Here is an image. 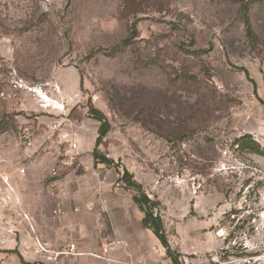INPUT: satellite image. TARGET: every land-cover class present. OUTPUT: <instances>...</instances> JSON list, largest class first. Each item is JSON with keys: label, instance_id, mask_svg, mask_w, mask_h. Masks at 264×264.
Segmentation results:
<instances>
[{"label": "rangeland", "instance_id": "374dc122", "mask_svg": "<svg viewBox=\"0 0 264 264\" xmlns=\"http://www.w3.org/2000/svg\"><path fill=\"white\" fill-rule=\"evenodd\" d=\"M239 10L236 0H0V264L48 262L22 208L31 191L70 176L132 206L124 171L158 203L167 264H264L246 262L264 254L250 221L264 154L233 145L249 135L264 150V7L248 14L255 40ZM90 109L110 125L98 150L113 164L81 161L99 127ZM70 143L79 154L63 166Z\"/></svg>", "mask_w": 264, "mask_h": 264}, {"label": "crops", "instance_id": "0c3cea01", "mask_svg": "<svg viewBox=\"0 0 264 264\" xmlns=\"http://www.w3.org/2000/svg\"><path fill=\"white\" fill-rule=\"evenodd\" d=\"M93 149L94 144L86 148V155L81 157L83 164H93ZM71 180L65 176L55 184L36 188L31 191V202L22 207L41 244L52 251L74 245L81 254L60 256L55 263L41 261L42 264H105L92 255L101 254L106 245H111L106 257L113 264L168 263L159 240L142 226L143 213L134 203H108L98 189L75 185ZM27 254L28 258H35L32 253ZM9 264L19 263L14 260Z\"/></svg>", "mask_w": 264, "mask_h": 264}, {"label": "trees", "instance_id": "16d2710c", "mask_svg": "<svg viewBox=\"0 0 264 264\" xmlns=\"http://www.w3.org/2000/svg\"><path fill=\"white\" fill-rule=\"evenodd\" d=\"M236 2L239 4V12L241 15V20L245 26L247 37L251 40H255V35L251 28L248 14L251 7L254 5L264 7V0H236ZM89 114L99 123L97 138L95 140L94 149L92 152L93 161L104 165L113 164L112 160L103 156L98 150V146L108 133L110 125L106 117L100 111L96 109H90ZM233 145L237 147L239 152H247L257 156H262L264 154V150L249 135H244L237 138L233 142ZM122 178V181L125 183L126 187L128 189H133L136 192V194L132 197V200L137 208L143 213V218L141 220L142 226L154 234V236L159 240L160 244L165 248L166 253L169 254L170 250L165 237V232L163 230L161 218L158 214L153 212V209L158 205V203L150 200L147 197V195L142 191L141 185L133 181L132 177L127 173V171H124ZM52 180L56 181L59 179L53 178Z\"/></svg>", "mask_w": 264, "mask_h": 264}, {"label": "built area", "instance_id": "2783aa9c", "mask_svg": "<svg viewBox=\"0 0 264 264\" xmlns=\"http://www.w3.org/2000/svg\"><path fill=\"white\" fill-rule=\"evenodd\" d=\"M55 128L56 127H54V129ZM78 150H79V148H78L77 144L70 143L69 146H68V149L64 151V155H63L64 159L61 162V164L63 166H69L70 164H72L70 162L73 161V159L76 156H78V154H79ZM6 180H8V179H6ZM262 183L263 184L260 187L261 191L259 192L258 189L256 191L258 194L260 193V205H261L260 206V210H258V212H256V214H254L253 211H252L251 214H253L256 218L255 217H253V218L251 217V219H250L252 225H256L257 221H258V225L259 226L255 227V231L256 232L259 231V229L260 230L264 229V179H262ZM253 201H254V199H253ZM102 203L105 205L106 201H102ZM74 211L76 212L77 210H74ZM25 219L29 221L27 216H25ZM260 226H262L263 228H261ZM110 246L111 245L104 246L102 248V253L101 254L92 255V256L95 257L96 259H99V260L103 261L105 264H113V261L106 257V254L108 253ZM38 247H39V250L42 253V255L45 257L46 261H48V262L49 261L56 262L57 259L60 256H73V257H75V256L81 255V254H79V253H77L75 251V246L74 245H69V246H67L66 248H64V249H62L60 251H52V250L47 248L46 244H41L40 242H38ZM263 259H264V254L263 255H258V256L255 255V256L249 258L246 262L258 263L261 260L263 261Z\"/></svg>", "mask_w": 264, "mask_h": 264}, {"label": "bare ground", "instance_id": "6f19581e", "mask_svg": "<svg viewBox=\"0 0 264 264\" xmlns=\"http://www.w3.org/2000/svg\"><path fill=\"white\" fill-rule=\"evenodd\" d=\"M38 96V99L40 100V103L43 104L41 105L42 108H52L55 110H60L61 108L58 106V104L50 101L46 96L40 94V93H35ZM54 106V107H53Z\"/></svg>", "mask_w": 264, "mask_h": 264}]
</instances>
